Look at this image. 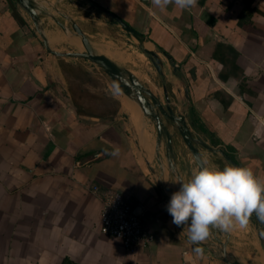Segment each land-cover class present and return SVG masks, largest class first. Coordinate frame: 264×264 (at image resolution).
I'll use <instances>...</instances> for the list:
<instances>
[{"label":"crops","instance_id":"crops-1","mask_svg":"<svg viewBox=\"0 0 264 264\" xmlns=\"http://www.w3.org/2000/svg\"><path fill=\"white\" fill-rule=\"evenodd\" d=\"M30 2L35 15L0 0V264H230L225 254L264 264L255 214L245 229L189 242L167 212L176 181L199 167L178 122L160 113V132L136 95L73 54L85 51L77 27L93 52L184 117L204 164L249 167L264 179V0H198L190 10L151 0ZM116 191L140 207L151 244L127 248L100 232L103 198Z\"/></svg>","mask_w":264,"mask_h":264},{"label":"clouds","instance_id":"clouds-1","mask_svg":"<svg viewBox=\"0 0 264 264\" xmlns=\"http://www.w3.org/2000/svg\"><path fill=\"white\" fill-rule=\"evenodd\" d=\"M198 0H151L164 10L170 4L181 10L196 7ZM119 155V148L112 153ZM178 191L172 193L167 212L177 227L187 228L188 240L194 245L206 241L212 229L230 232L249 226L253 214L264 223V179L249 167L226 164L194 168L187 180L180 178ZM202 254L203 249H193Z\"/></svg>","mask_w":264,"mask_h":264},{"label":"water","instance_id":"water-1","mask_svg":"<svg viewBox=\"0 0 264 264\" xmlns=\"http://www.w3.org/2000/svg\"><path fill=\"white\" fill-rule=\"evenodd\" d=\"M19 3L27 9L29 12H31L33 15H35V11L32 7V4L30 0H18ZM116 20L122 25V27L129 33L133 34L135 37L139 38L140 34L137 30H135L133 27H131L126 21H124L122 18L114 15ZM76 31L78 32L79 35L82 36V41L85 46V51L83 52H78V53H73L74 55H77L79 57H82L84 59H88L92 61L93 63L97 64L100 66L106 73L107 75L114 81V83L118 86V88L123 91L124 93L127 94H133L136 95L139 103L141 104L143 110L152 115L153 117L156 118L158 121V128L159 131H162V123H161V118H160V113L163 115L167 116L169 119L173 121L178 122V128L179 132L184 139L185 143L193 153V156L198 164L199 167L204 166V162L201 159V156L199 154L198 149L196 148L193 138L191 136V133L187 127V124L184 120V117L182 115H175L172 107H164L156 97H154L151 93H149L144 85L137 79L135 75L132 73H127L123 71L117 64H115L113 61L108 59L107 57L97 54L93 52L91 48V44L89 43L87 37L83 34V32L75 27ZM149 55H151L156 61L160 62L159 57L153 53V52H148ZM150 99L152 100V103L154 107L156 108V111H152V104L150 102ZM167 136L168 139H171L169 132L167 131ZM140 207L138 206L134 212L135 214L139 215L140 214ZM225 259L230 263V264H241L238 261H231L227 255L225 254Z\"/></svg>","mask_w":264,"mask_h":264},{"label":"built area","instance_id":"built-area-1","mask_svg":"<svg viewBox=\"0 0 264 264\" xmlns=\"http://www.w3.org/2000/svg\"><path fill=\"white\" fill-rule=\"evenodd\" d=\"M99 229L104 235L120 238L127 248L135 244L149 245L154 240V234L144 228L141 217L118 191L103 198Z\"/></svg>","mask_w":264,"mask_h":264},{"label":"rangeland","instance_id":"rangeland-1","mask_svg":"<svg viewBox=\"0 0 264 264\" xmlns=\"http://www.w3.org/2000/svg\"><path fill=\"white\" fill-rule=\"evenodd\" d=\"M111 79V78H110ZM111 81H113L112 79H111ZM113 83H114V81H113ZM115 84V83H114ZM116 85V84H115ZM117 86V85H116ZM118 87V86H117ZM163 139H165L166 140V137L165 136H163L162 137Z\"/></svg>","mask_w":264,"mask_h":264},{"label":"bare ground","instance_id":"bare-ground-1","mask_svg":"<svg viewBox=\"0 0 264 264\" xmlns=\"http://www.w3.org/2000/svg\"><path fill=\"white\" fill-rule=\"evenodd\" d=\"M81 46V45H80Z\"/></svg>","mask_w":264,"mask_h":264}]
</instances>
